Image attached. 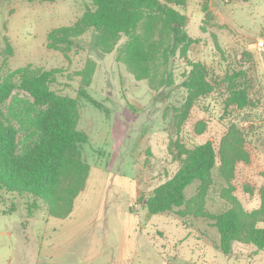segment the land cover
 Instances as JSON below:
<instances>
[{
	"label": "rangeland",
	"instance_id": "obj_1",
	"mask_svg": "<svg viewBox=\"0 0 264 264\" xmlns=\"http://www.w3.org/2000/svg\"><path fill=\"white\" fill-rule=\"evenodd\" d=\"M90 5L89 0H0V77L27 66L60 69L50 88L76 100V130L88 137L82 160L90 167L65 218L50 215L40 202L30 212L26 202L32 198L0 192V264H264V249L251 244L233 242L229 254L222 252L217 229L194 214L198 180L185 187L184 204L159 214L146 208L153 189L183 164L175 142L191 148L211 140L217 149L231 123L244 128L249 159L236 165L230 185L220 178L216 163L204 206L213 213L226 210L229 192L246 211L259 207L264 46L257 43L264 40V0H186L176 7L186 16L187 33L197 39L187 59L205 64L216 84L180 124L186 100L181 82L190 66L179 53L171 63L172 83L164 86L161 67L151 78L138 80L117 59L124 37L107 54L94 47L91 32L67 52L46 46L51 29L74 23ZM5 38L11 54L5 51ZM228 68L241 70L248 96L243 109L225 104L222 78ZM80 88L102 108L81 96ZM46 109L19 87L0 103L14 128L19 156L41 142ZM12 206L15 211L7 212Z\"/></svg>",
	"mask_w": 264,
	"mask_h": 264
},
{
	"label": "trees",
	"instance_id": "obj_2",
	"mask_svg": "<svg viewBox=\"0 0 264 264\" xmlns=\"http://www.w3.org/2000/svg\"><path fill=\"white\" fill-rule=\"evenodd\" d=\"M89 1L91 5L74 23L55 27L47 33L48 48L67 52L80 46V36L91 32L94 47L107 54L124 37L125 43L118 48L117 59L138 80L151 78L161 67L165 74L164 86L172 83L171 63L179 53L186 58L190 69L181 82L186 89V100L177 124L198 98L215 89L216 84L209 79L206 65L187 59V51L197 39L189 36L186 16L176 8L185 6L186 0ZM262 34L264 36V26ZM5 41V51L11 54V45L7 38ZM59 72L58 68L45 70L27 66L0 77V103L19 87L29 92L37 103L47 106L42 115L44 133L41 142L24 156L16 154L14 128L0 111V192L32 198L26 202L29 210L39 208L40 202L50 215L65 218L84 187L90 167L82 160V145L88 142V137L76 130V100L50 88ZM241 75V70L228 68L222 78L227 92L225 104L239 109L248 106ZM79 94L102 108L84 88H80ZM243 129L231 123L217 149L211 140L191 148L176 141L177 155L183 164L170 179L153 189L146 203L151 214L171 211L185 203V187L198 180V206L194 214L209 220L217 229L224 254L230 253L233 242L251 244L257 250L264 249V227L259 225L264 223V183L259 191L260 205L252 211H246L229 192L227 198L231 205L226 210L213 213L204 206L216 163L220 178L230 185L236 165L248 161ZM14 211L12 206L7 212Z\"/></svg>",
	"mask_w": 264,
	"mask_h": 264
},
{
	"label": "built area",
	"instance_id": "obj_3",
	"mask_svg": "<svg viewBox=\"0 0 264 264\" xmlns=\"http://www.w3.org/2000/svg\"><path fill=\"white\" fill-rule=\"evenodd\" d=\"M257 44L258 46H261V47L264 46V40H260Z\"/></svg>",
	"mask_w": 264,
	"mask_h": 264
},
{
	"label": "water",
	"instance_id": "obj_4",
	"mask_svg": "<svg viewBox=\"0 0 264 264\" xmlns=\"http://www.w3.org/2000/svg\"><path fill=\"white\" fill-rule=\"evenodd\" d=\"M158 97L162 98V93H159V94H158Z\"/></svg>",
	"mask_w": 264,
	"mask_h": 264
}]
</instances>
